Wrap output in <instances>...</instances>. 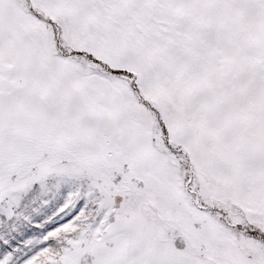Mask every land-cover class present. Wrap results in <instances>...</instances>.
<instances>
[{
	"label": "snow or ice",
	"instance_id": "snow-or-ice-1",
	"mask_svg": "<svg viewBox=\"0 0 264 264\" xmlns=\"http://www.w3.org/2000/svg\"><path fill=\"white\" fill-rule=\"evenodd\" d=\"M0 264H264V0H0Z\"/></svg>",
	"mask_w": 264,
	"mask_h": 264
}]
</instances>
